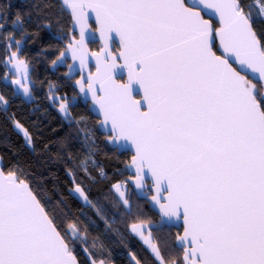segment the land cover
Returning a JSON list of instances; mask_svg holds the SVG:
<instances>
[{"label":"snow or ice","instance_id":"1","mask_svg":"<svg viewBox=\"0 0 264 264\" xmlns=\"http://www.w3.org/2000/svg\"><path fill=\"white\" fill-rule=\"evenodd\" d=\"M62 2L71 9L80 39L73 36L57 60L70 51L81 68L87 66L85 13L91 9L105 47L93 53L97 71L87 77V92L99 106L105 129L111 125L109 142L117 150L128 142L134 147L135 187L143 189L152 179L157 194L151 200L161 217H183L184 233L176 237L182 262L166 261L151 232L144 235L150 227L145 221L132 224V231L159 264H264V42L241 0H197L191 6L185 0ZM200 4L215 10L219 27L203 18ZM260 4L264 13V0ZM14 23L22 26L19 14ZM112 32L120 39L127 84H117L111 75L116 57L107 51V40ZM216 38L221 54L213 50ZM4 39L13 40L17 49L5 59L25 73L23 81L12 83L30 96L21 40L11 33ZM134 82L143 91L146 111L133 99ZM76 83L84 92L83 80ZM49 98L59 100V110L68 114L64 98ZM0 102L7 104L3 96ZM113 187L131 213L121 185ZM75 191L88 200L80 185ZM82 236L75 222L61 228L15 171H0V264H78L73 252ZM132 260L141 264L135 256Z\"/></svg>","mask_w":264,"mask_h":264},{"label":"trees","instance_id":"2","mask_svg":"<svg viewBox=\"0 0 264 264\" xmlns=\"http://www.w3.org/2000/svg\"><path fill=\"white\" fill-rule=\"evenodd\" d=\"M241 2L247 12L251 0ZM17 14L22 26L14 23ZM71 23L59 0H0V96L7 100L6 105L0 102L2 170L15 171L24 179L61 228L69 222L79 226L83 236L73 252L79 264H91L92 260L135 264L132 256L141 264H159L149 245L131 229L140 221L150 225L144 228V235L151 232L152 242L160 247L166 261L182 262L177 231L162 224L148 202L125 180L128 173L124 165L130 154L119 153L102 134L98 119L88 111L74 79L67 75L66 55L57 60L75 36L69 32ZM253 25L258 39L264 42V21L253 19ZM10 33L21 40L19 55L28 64L30 100L5 81L9 73L5 57L17 51L13 40L4 39ZM61 35L63 39L58 38ZM97 44L90 41V50ZM51 96L67 99L66 116L60 114ZM17 123L28 137L16 131ZM118 183H124L122 190L130 199L131 213L113 187ZM77 184L88 197L85 206L68 193Z\"/></svg>","mask_w":264,"mask_h":264},{"label":"water","instance_id":"3","mask_svg":"<svg viewBox=\"0 0 264 264\" xmlns=\"http://www.w3.org/2000/svg\"><path fill=\"white\" fill-rule=\"evenodd\" d=\"M59 2L63 10L66 11L70 15L71 21H72L71 28L74 29L73 32H75L76 34L75 39L79 40L80 39V28L78 25L74 24V21L72 19L71 9L66 7L63 4L62 0H59ZM185 2L187 5L191 6L194 3H197V0H185ZM200 9H203L201 14L204 19L209 20L213 25L215 23L216 26L214 25V27L220 26L219 15L215 13L214 9H205L202 4H200L198 7V10ZM85 15L87 17V27L84 29V43L87 48V66L84 68H81L80 60L78 59L73 60L72 53L70 51H67L66 58L69 61V66L67 67V75L70 78H76V76L79 75L76 81L83 80L84 87H85L84 92H81L80 86L76 83V81L74 82V85H76L77 87L78 96H80L81 99L87 104L88 111L91 113V115L98 119V126L100 127L102 134L105 135L106 137H110L111 136V132H110L111 125L108 124L107 129H105V127L103 126V116L99 112V106L94 104L91 93L87 92V77L89 76L90 73L94 74L97 71V58L96 56L93 55V53H100L101 49L105 47V41L101 38V34L99 31L100 24L98 23L96 19V13L93 12L91 9H87ZM91 24L94 25L95 30L92 29ZM108 36L109 38L107 40V51L111 52L112 55L116 57L115 67L111 70L112 78L115 80L117 84H127L128 83V69L127 67H125V61L119 55L121 51L120 39L115 32L109 33ZM90 41H95L98 43L99 49L96 50V52H93L90 50L89 45H88ZM115 43L118 46L117 53H114L113 51ZM214 43L216 47L213 50L217 51V54H221L222 49L219 48V38H216ZM105 56H107V52L105 53ZM230 62L233 64V67H237L239 69L240 66L235 63L234 58H231ZM99 87L100 85L99 83H97L96 84L97 90H99ZM131 88H132L133 99L140 100L143 105L142 110L146 111L147 106L145 103H143V91L140 89L139 84L134 82L131 85ZM98 94H99V91H98ZM136 96H138L139 98H136ZM16 131H18V133H20L23 137H25L24 132L26 130L16 127ZM113 147L116 148L114 145ZM118 152L119 153L125 152V153L130 154V157H129L130 159L124 165V169H126L128 173V176L126 177L125 180L132 187V190H134V192H136L139 196H142L144 200L148 202L149 208L152 211H154L155 214L158 215L159 220L162 222V224H164L166 227L169 226V227H173L174 229H177L178 231H180L178 235H183L184 233L183 217L182 216L173 217L171 218L170 221L167 220V218H162L158 210L159 206L155 204L154 201L151 200V197L157 194L155 192L154 181L149 178L145 181V187L143 189H137L135 187V183L133 180L135 176V168L131 166V158L135 154L134 147H132L130 142H128V147L127 148L121 147L118 150ZM2 165H3L2 158L0 156V171H3ZM5 175H7V173H5ZM148 175L150 177V173ZM68 193L71 194L79 203H82V205L84 206L87 205V201L78 192L75 191V187L70 188L68 190ZM161 194L164 196L167 195V193L163 190V188L161 189Z\"/></svg>","mask_w":264,"mask_h":264},{"label":"rangeland","instance_id":"4","mask_svg":"<svg viewBox=\"0 0 264 264\" xmlns=\"http://www.w3.org/2000/svg\"><path fill=\"white\" fill-rule=\"evenodd\" d=\"M260 6H261L260 0H251V3H250V5L247 8V12L251 13L253 19L259 18V19H262L264 21V13L260 12ZM6 67L8 68L7 70H8L9 73L5 76V81L11 84V86H12V88H14L15 92L19 93L22 97H24L26 99H29L28 97H31V95L30 96L25 95V93H24L23 89L20 87V85L12 83V81L16 80V79H21L23 81L25 73L23 71L17 73L16 68L14 67V65L8 63L7 60H6ZM27 77H28V71H27ZM27 84H28V87H29V77H28V80H27ZM29 89H30V87H29ZM65 102L67 103V99L65 100ZM55 107L58 109V111L60 112V114L62 116H66L65 113H63V112H61L59 110V100L56 101ZM118 184L121 185V191L124 192V190H122V187L124 186V183L123 184L118 183ZM117 193H118V195L120 197V193L119 192H117ZM96 264H103V263L101 261H96ZM108 264H111V263H108Z\"/></svg>","mask_w":264,"mask_h":264},{"label":"flooded vegetation","instance_id":"5","mask_svg":"<svg viewBox=\"0 0 264 264\" xmlns=\"http://www.w3.org/2000/svg\"><path fill=\"white\" fill-rule=\"evenodd\" d=\"M91 26H92V29L93 30H95V27H94V25L93 24H91ZM74 37H76V34H75V36ZM117 48H118V46L116 45V43H115V45H114V48H113V51H114V53H117ZM99 49V47H98V44H97V47L94 49H92L91 51H93V52H96V50H98ZM69 64V63H68ZM69 66V65H68ZM93 70V69H92ZM91 70V71H92ZM79 77V75H77L76 76V78H72V79H74V81L73 82H75L76 81V79ZM136 98H139L138 96H136ZM73 188V187H72ZM176 231H177V233L179 234V232L180 231H178L177 229H175ZM177 234V235H178ZM181 251L183 252V248L181 247ZM183 257V256H182ZM111 264H114L113 262H111Z\"/></svg>","mask_w":264,"mask_h":264},{"label":"crops","instance_id":"6","mask_svg":"<svg viewBox=\"0 0 264 264\" xmlns=\"http://www.w3.org/2000/svg\"><path fill=\"white\" fill-rule=\"evenodd\" d=\"M29 99H31V97H28Z\"/></svg>","mask_w":264,"mask_h":264}]
</instances>
